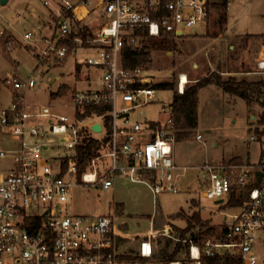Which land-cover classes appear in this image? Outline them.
Listing matches in <instances>:
<instances>
[{
    "label": "built area",
    "instance_id": "1",
    "mask_svg": "<svg viewBox=\"0 0 264 264\" xmlns=\"http://www.w3.org/2000/svg\"><path fill=\"white\" fill-rule=\"evenodd\" d=\"M225 1L227 7L234 2ZM43 3L54 15L50 35L43 32L45 25L39 24L23 36L27 45L36 48L39 64L63 61L79 48L91 50L95 56L86 60V66L100 70L101 85L75 90L76 115L69 117L48 108L39 113L29 111L26 92L37 86L33 77L22 80L8 75L2 81L11 94V104L0 108V162L4 164L0 168V264H146L145 259L151 257L150 242L142 244L139 260H127L117 253L111 215H60L57 205L68 202L72 189L79 186L109 190L116 175L148 186L155 198L179 193L174 182L178 130L172 105L165 121L131 120L134 111L151 104L156 91L140 66L123 65V52L125 48L141 50L143 36L182 37L187 30L207 25L208 0ZM80 8L88 11L84 18L95 13L104 21L98 33L93 31L87 37L75 33L73 20L81 18ZM19 44L15 36L0 30V54ZM257 67L264 70V59ZM186 84L181 77L180 94ZM86 113L89 115L83 119L78 117ZM96 124L101 131L93 130ZM53 136L62 140L56 142ZM91 140L99 142L100 151L79 179L77 148ZM56 149L63 154H54ZM199 171L202 197L223 200L221 206H228L232 196L239 201L231 206L237 213L225 216L228 239L217 243L206 240L205 256L234 250L241 264H260L256 246L259 239L264 245V160L206 163ZM35 218L41 221L37 224ZM231 237L235 241L231 242ZM200 252L191 246L196 264H201Z\"/></svg>",
    "mask_w": 264,
    "mask_h": 264
},
{
    "label": "rangeland",
    "instance_id": "2",
    "mask_svg": "<svg viewBox=\"0 0 264 264\" xmlns=\"http://www.w3.org/2000/svg\"><path fill=\"white\" fill-rule=\"evenodd\" d=\"M43 2L44 0H9L6 6L0 5V30L12 32L23 44L17 45L11 52L0 54V79L8 74L16 75L22 80L33 77L37 86L26 92L29 111L39 113L48 108L55 114L74 117L76 108L72 102L73 93L75 90L100 87L101 72L86 66V60L95 54L82 48L63 61L51 59L39 64L35 58L36 48L27 45L23 36L39 24L45 25L43 32L50 35L54 27L53 20L51 21L52 9L47 8ZM210 10L208 30L203 25L185 31L184 36L174 38L175 48L158 41L156 45L151 44V61L139 65L150 83L173 81L178 88L182 75L188 79L187 86L216 69L232 71L233 74L230 75L240 79H264V75L254 74L258 62L264 57V38L250 37L264 34V0H234L226 10L221 9V5L218 8L210 4ZM19 16L23 19L19 20ZM222 16H227L225 25L221 23ZM103 22L93 13L88 23L73 20V25H76L75 33L85 37V34L93 35V30ZM259 48L261 50L257 54ZM17 49L20 50L15 52ZM11 54L18 62L17 65L8 58ZM219 62L220 66L217 68ZM247 70L254 73L247 76ZM61 89L64 93L58 97L52 96ZM172 101L173 91L156 90L151 104L134 111L131 120L165 121ZM9 104L11 94L0 81V108ZM164 108L165 111L162 112ZM260 116L261 109L258 105L250 108L242 99L224 93L213 84L203 87L199 91L198 126L189 137L177 141L174 146L178 167L174 172V182L179 190L178 194H162L155 198L148 186L116 175L109 190L84 185L72 189L68 202L57 205L58 213L70 216L109 214L115 218L117 225L126 226L128 233L136 237L160 227L163 221H171L172 216L178 218L177 212L184 208L189 215L199 214L202 220L206 216L220 224L216 226L217 233L207 238L216 243L221 242L217 236H220L224 226L223 218L236 214L237 210H227L215 205V201L202 197L204 186L199 168L206 163H229L237 159L241 162L235 163L260 161L264 150V136L261 135L264 127L259 123ZM197 135H201L202 140H198ZM53 137L56 142L62 140L59 136ZM54 154L62 155L63 151L56 149ZM3 165L0 162V168ZM191 200H197L200 207L197 201ZM172 228L175 231L173 238L167 235L164 228L155 231V254L169 243L172 247L170 252L179 247L177 258L190 263L192 258L187 253L186 241L176 232L177 227ZM193 229V232H199L198 227ZM184 238L186 240L188 236L184 235ZM230 241L235 239L231 237ZM256 249L260 264H264V245L261 239L258 240ZM231 253L238 257L237 251L231 250ZM124 258L135 261L140 259V255ZM154 259L152 264H165Z\"/></svg>",
    "mask_w": 264,
    "mask_h": 264
},
{
    "label": "trees",
    "instance_id": "3",
    "mask_svg": "<svg viewBox=\"0 0 264 264\" xmlns=\"http://www.w3.org/2000/svg\"><path fill=\"white\" fill-rule=\"evenodd\" d=\"M223 10L227 7L226 1L221 4V9ZM221 23L225 25L227 23V16L221 17ZM85 37L86 34H85ZM144 40V47L139 49H131L125 48L123 52V65L125 67L134 68L136 66L147 64L151 61V51L152 47L151 44H155L158 42H162L163 45L172 46L175 48L174 38L168 37H161V38H148L147 36H143ZM250 37H258L264 38V34L250 36ZM172 39V40H171ZM220 65L217 66V68ZM79 71V68L77 67ZM230 72L224 71L223 69H216V71L212 72L211 74L205 76L202 79H199L194 84L185 86V90L183 94L178 92L177 84L173 81H165L153 84L151 83V87L156 90H171L173 91V101H172V116L175 122V127L178 130L177 132V141L186 139L189 137L192 132L198 126V107H199V91L201 88L206 87L208 85H216L220 89L223 90L224 93L238 97L242 99L246 105L250 108L258 105L261 109V116L259 123L261 126L264 127V80L258 81H251L247 78H237L235 76L229 75ZM227 74V75H226ZM64 93L61 89L57 93H53L52 96L58 97V95ZM100 111V110H98ZM89 113L84 115H79L78 117L83 119L84 117L88 116ZM261 135L264 136V130L261 131ZM99 142L96 140H91L83 144L82 146L77 148V157H76V168L78 171V177L81 179L82 174L87 170L88 165L90 164L92 158L96 157L99 154ZM264 160V150L263 156L261 161ZM241 162L240 160H234V162ZM239 201L235 200V196H232V200L229 205H236ZM228 205V206H229ZM228 206H223L228 207ZM181 216V214H177ZM193 219L196 222L200 223L199 214H194ZM37 224L41 221L40 218H35ZM206 232L200 233L197 238L196 242L200 243L202 249V257H201V264H241L239 257L235 254L226 252L223 255H215L214 257H207L204 254V243L203 239L208 236L209 232H214L212 228H208L206 226ZM190 231V226L183 231L184 237L186 233ZM219 240L225 241L228 239V230L225 226L222 227L220 231ZM182 234V233H181ZM195 236V235H194ZM179 250V247H176L175 252L168 256L166 252H163V257L165 259L164 263L168 264L173 262L176 259V253ZM182 264H185L182 262Z\"/></svg>",
    "mask_w": 264,
    "mask_h": 264
},
{
    "label": "crops",
    "instance_id": "4",
    "mask_svg": "<svg viewBox=\"0 0 264 264\" xmlns=\"http://www.w3.org/2000/svg\"><path fill=\"white\" fill-rule=\"evenodd\" d=\"M224 0H219L218 2H214V1H209L208 0V4L210 3L212 6H217L218 8L220 7L221 3L223 2ZM210 4H209V7H210ZM88 11L84 8H80V15H81V18L77 20L78 23H81V22H86L88 23L90 21V17H86L84 18L83 15L86 14ZM210 17H211V10H210ZM53 18H54V15H53ZM53 18L51 19V21L53 20ZM210 20V18H209ZM88 26V24H86ZM207 30H208V27H209V21L207 23ZM104 27V24H98L96 29L93 30L95 32H99L101 30V28ZM9 34L13 35L14 34L12 32H9L7 31ZM250 36V35H248ZM23 45V44H22ZM261 48V47H260ZM258 50V53H260V49ZM20 49H17L15 52L19 51ZM15 65H17V61L12 57V54L11 56L8 57ZM264 59V57L262 58ZM261 59V60H262ZM220 64V62L218 63V65ZM217 65V66H218ZM227 71V70H225ZM230 72V74H233L232 71H228ZM246 72V75L247 76H250L252 75L254 72H252L251 70H247L245 71ZM255 75H264V70L261 71L258 69L257 67V70L256 72L254 73ZM8 75H13V74H8ZM8 75H6L4 78L0 79V81L2 82ZM250 80V79H249ZM258 80H264V79H258ZM257 80V81H258ZM251 81H254L253 78ZM261 161V160H260ZM176 163V162H175ZM191 201H197V200H191ZM199 207H200V204L199 202L197 201ZM192 204V203H191ZM214 204L216 205V202H214ZM221 206V205H219ZM233 205H230L228 207H225L227 208V210H234L233 207H231ZM191 207V206H190ZM223 207V206H221ZM201 211V210H200ZM187 210H184V208H181L179 210V212H177V214H182V216H178V218H174V216H172L171 218H173L171 221H163V223L160 225V227L158 228H155V229H151L149 231V233L147 234H144L142 236H136V237H133L131 234L128 233L127 231V227L126 226H119L116 224V221H115V218H114V223H115V240H116V244H117V253L123 257H126V256H131V255H141V249H142V244L144 242H150L151 243V257L150 258H146L145 260L147 261V263L149 264H152V261H154L156 258L157 261L163 263L165 262L164 260L167 259L163 257V252H166L168 254V256L172 255L174 252H175V248H174V252H170L171 251V245L169 243H166L165 244V247L158 253V254H155V246H154V241H155V231H160V229L164 228L166 230V233L167 235H169L170 238H173V236H175V231L174 229L172 228V226H175L177 227V233L181 236L183 234V231H185L189 226H190V230L191 232L189 231L188 233H186L185 235L188 236V238L185 240V238L183 237L182 240L186 241L187 243V253L189 254V256L191 257V253H190V250H191V246L193 247H198L200 249V259L202 257V249H201V245L200 243L196 242L197 238H199V234L200 233H205L206 232V226H208V224L210 226H208V228H212L214 232H209L204 239H203V243H205L206 240H211V238H207V237H210L212 236L213 234L215 235L217 233L218 230H216V226H219L220 224H216L213 219L211 218H208V217H204L201 213V215L204 217L202 220L200 215V223L199 222H196L194 219H193V216L192 215H189L186 213ZM176 214V215H177ZM205 221V222H204ZM196 222V223H195ZM207 222V223H206ZM225 223V216L223 218V221H222V225H224ZM195 227H198L199 228V232L198 233H195L193 232V228ZM221 233V232H220ZM219 233V235H220ZM195 235V236H194ZM218 240H219V236H217ZM220 241V240H219ZM226 253V252H225ZM224 253V254H225ZM179 254V253H178ZM182 262H184L185 264H196V261L194 259L191 260V262H187L185 260H179L177 258V253H176V259L173 261V262H170L168 264H182Z\"/></svg>",
    "mask_w": 264,
    "mask_h": 264
},
{
    "label": "water",
    "instance_id": "5",
    "mask_svg": "<svg viewBox=\"0 0 264 264\" xmlns=\"http://www.w3.org/2000/svg\"><path fill=\"white\" fill-rule=\"evenodd\" d=\"M8 1H9V0H0V5H1V6H6L7 3H8ZM93 130H94L95 132H99V131H101V126H100V124H96V125L93 127ZM259 175H260V174H259ZM222 203H223V200H219V201L216 202V205H221Z\"/></svg>",
    "mask_w": 264,
    "mask_h": 264
},
{
    "label": "bare ground",
    "instance_id": "6",
    "mask_svg": "<svg viewBox=\"0 0 264 264\" xmlns=\"http://www.w3.org/2000/svg\"><path fill=\"white\" fill-rule=\"evenodd\" d=\"M182 79H183V83L185 84L186 82H188V79L186 78L185 75H182Z\"/></svg>",
    "mask_w": 264,
    "mask_h": 264
}]
</instances>
